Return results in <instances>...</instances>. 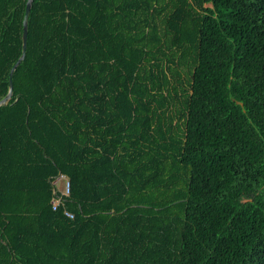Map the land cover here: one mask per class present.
Here are the masks:
<instances>
[{
	"label": "trees",
	"instance_id": "trees-1",
	"mask_svg": "<svg viewBox=\"0 0 264 264\" xmlns=\"http://www.w3.org/2000/svg\"><path fill=\"white\" fill-rule=\"evenodd\" d=\"M12 84L0 264H264V0H33Z\"/></svg>",
	"mask_w": 264,
	"mask_h": 264
},
{
	"label": "water",
	"instance_id": "water-1",
	"mask_svg": "<svg viewBox=\"0 0 264 264\" xmlns=\"http://www.w3.org/2000/svg\"><path fill=\"white\" fill-rule=\"evenodd\" d=\"M32 2H33V0H26L24 17H23V22H22L21 55L18 58V60L15 62V64L12 66V68H11V70L9 72V80H8L9 88H8V92L5 95V97H3L0 100V106L7 105L8 101L11 99L12 91H13L12 76H13V73H14L15 69L19 66L20 62L24 59L25 54H26L28 18H29L31 7H32Z\"/></svg>",
	"mask_w": 264,
	"mask_h": 264
},
{
	"label": "built area",
	"instance_id": "built-area-1",
	"mask_svg": "<svg viewBox=\"0 0 264 264\" xmlns=\"http://www.w3.org/2000/svg\"><path fill=\"white\" fill-rule=\"evenodd\" d=\"M60 182H62V186H59ZM53 183L60 192V195L55 196V198L52 200V208L55 210L62 203V197L69 195V181L65 176L60 174L55 178ZM64 214L70 218L72 217V214L67 211H65Z\"/></svg>",
	"mask_w": 264,
	"mask_h": 264
}]
</instances>
